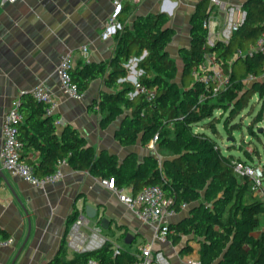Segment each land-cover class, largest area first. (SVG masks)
<instances>
[{
    "label": "trees",
    "instance_id": "1",
    "mask_svg": "<svg viewBox=\"0 0 264 264\" xmlns=\"http://www.w3.org/2000/svg\"><path fill=\"white\" fill-rule=\"evenodd\" d=\"M205 2L200 0L192 14L190 44L179 52L180 69L166 50L174 32L169 18L160 13L138 16L129 29L124 23L125 7L117 12L120 27L114 34L112 56L71 69L72 80L81 93L96 78H102L110 90L101 91L93 103L101 113V126L125 115L115 131V140L122 146L137 142L145 145L157 134L154 147L161 159L150 155L139 162L135 153H129L120 161L117 154L107 150L97 153L71 126L59 135L54 115H46L44 105L28 93L19 98L24 119L16 126L23 148L38 151L39 159L26 160L21 152V160L43 176L65 159L73 169L99 178L113 177L118 189L131 187L133 193L158 184L177 210L183 202L190 204L184 217L169 224L168 240L173 245H179L183 237L196 241L200 264H264V199L253 194V182L247 176L235 173V161L242 159L225 153L214 138L218 132L216 111L229 109L225 119L230 124L253 95L264 108V51H253L264 34V0H244V23L227 43L218 40L213 45L207 44L203 27L211 11ZM208 53L228 78L224 89L214 94L199 79L201 73H194ZM132 57L138 59L135 68L140 72L135 83L125 80L126 64ZM136 84L152 90L153 97L147 100ZM260 119L261 111L251 123ZM248 130L253 132L251 124ZM78 213L74 210L68 223ZM190 251L192 247L186 244L180 252ZM134 259L127 248L118 247L116 251L107 240L98 249L70 255L62 245L46 264H88L90 260L133 264Z\"/></svg>",
    "mask_w": 264,
    "mask_h": 264
},
{
    "label": "crops",
    "instance_id": "2",
    "mask_svg": "<svg viewBox=\"0 0 264 264\" xmlns=\"http://www.w3.org/2000/svg\"><path fill=\"white\" fill-rule=\"evenodd\" d=\"M114 1L125 7L124 23L129 29L133 28L138 16L149 13L166 15L169 26L174 30L166 50L182 67L179 52L190 44V21L200 0L0 1V149L1 122L12 100L42 84L56 103L53 115L57 134L71 126L97 153L107 150L117 154L120 161L129 153H135L139 162L150 155L162 158L149 142L122 146L115 140V131L125 115H120L105 127L101 126V113L98 105L93 103L101 91H110L102 78L91 80L80 98L69 96L59 86L56 69L66 53H71L73 67L99 63L112 56L116 31L105 34V30L115 10ZM226 1L243 3L244 0ZM210 18L216 20L218 27L221 25L222 15L215 9ZM137 60L132 57L126 64L128 74L125 80L132 83L140 73L135 68ZM22 155L34 162L39 159V152L32 148H23ZM0 168L5 177L0 178V236L14 239L11 246L0 247V264H46L62 245L69 255L75 252L69 238L72 222L68 223L67 219L74 210L84 213V199L98 208L99 217L107 219L106 228H100L96 219L88 220L89 228L98 226L114 247L127 248L133 253L136 244L151 242L155 249L163 250L171 264H184L183 259H199L198 243L190 245L191 253L185 254L180 252L181 247L186 245V241L188 244L194 241L190 237H183L179 245H173L170 240H158L153 226L141 223L116 194L101 185L99 177L87 171L62 164L60 180L36 187L5 171L1 164ZM124 190L129 192L131 187H124ZM187 212H180L170 222L179 221ZM84 231L90 233L88 229ZM123 232L135 234V242L126 245ZM27 236L24 248L14 260Z\"/></svg>",
    "mask_w": 264,
    "mask_h": 264
},
{
    "label": "built area",
    "instance_id": "3",
    "mask_svg": "<svg viewBox=\"0 0 264 264\" xmlns=\"http://www.w3.org/2000/svg\"><path fill=\"white\" fill-rule=\"evenodd\" d=\"M1 3L14 2L16 0H0ZM115 10L110 15L105 34L116 31L120 27L117 18V12L121 7L118 1H114ZM210 14L215 9L222 15V23L218 27L216 20L209 17L203 22V27L207 32V44L213 45L216 41L221 40L227 43L233 33L238 30L246 18V10L243 3H230L226 0H210ZM85 50V48H84ZM253 51H264V34L258 39L256 47ZM72 57L68 52L63 55L56 69L58 82L61 90L74 98H80L81 92L78 86L73 82L71 69ZM194 73H201L198 77L206 87H211L212 93H216L224 89L228 78L222 71L220 65L214 60L213 55L208 53L205 55L204 62L199 69H194ZM253 77L250 76L249 80ZM136 88L145 94L146 99L150 100L154 92L136 84ZM31 96L44 105V113L52 115L55 108V101L51 92L44 85H37L30 91ZM201 99L203 96L200 97ZM20 99L15 98L11 102V106L2 118L1 122V149L0 164L1 167L18 176L27 183L36 187H44L46 184L56 182L62 178L60 166L66 164V160L62 159L57 162L56 169L43 176H38L34 167L21 160V152L23 144L18 137L16 123L23 121L20 113ZM158 135L155 134L150 140V145L154 147ZM234 171L239 176H247L253 182V194L260 197L263 170L261 166L249 164L245 160H236ZM100 183L108 190L117 195L118 199L126 204L138 220L145 224L151 225L155 230V237L160 241H168L170 219L177 216L182 211H187L190 204L181 203L179 210L173 205L171 198L164 195L163 190L158 184H150L142 187L136 193L132 190L125 191L124 188L118 189L115 185L113 177L100 178ZM84 229H88L90 233H86ZM70 245L76 252L95 250L100 248L106 241V237L101 234L98 226L89 228L88 219L82 212L78 213L71 224L69 232ZM14 243V239L10 236H0V247H8ZM117 251L118 247H114ZM135 256L133 264H171L169 257L161 249H155L151 242L136 244L133 251ZM184 264H200L199 259H183ZM88 264H98L94 260L88 261Z\"/></svg>",
    "mask_w": 264,
    "mask_h": 264
},
{
    "label": "rangeland",
    "instance_id": "4",
    "mask_svg": "<svg viewBox=\"0 0 264 264\" xmlns=\"http://www.w3.org/2000/svg\"><path fill=\"white\" fill-rule=\"evenodd\" d=\"M206 7H210V0H206ZM179 69L181 68L178 66ZM181 72H178V79ZM190 76L185 75V79L189 80ZM262 112V119L251 123L252 118L256 113ZM230 112L229 109H223L215 112L218 119L216 125L217 134L214 135L216 141L219 143L221 149L225 153H232L236 157L245 160L249 164H255L261 166L264 169V108H262V102L257 95H253L246 108H239L237 115L228 124L226 122V116ZM251 124L253 132H249L248 126ZM261 195L264 199V179H262ZM100 228H106L107 222L96 223ZM262 226L264 227V216L262 218ZM258 232H255L257 234ZM138 239V237H137ZM135 242V241H134ZM188 244V241L185 242ZM188 245H197L196 241H192ZM190 252L185 254H190ZM178 264V263H177Z\"/></svg>",
    "mask_w": 264,
    "mask_h": 264
},
{
    "label": "water",
    "instance_id": "5",
    "mask_svg": "<svg viewBox=\"0 0 264 264\" xmlns=\"http://www.w3.org/2000/svg\"><path fill=\"white\" fill-rule=\"evenodd\" d=\"M243 23H244V22H243ZM243 23H242V24H243ZM144 54H145V52L143 53V55H144ZM143 55H142V56H143ZM134 81H135V79H134ZM0 178L5 179L4 174H3L1 168H0ZM10 191L13 193V195H15L14 192H13V190H12L11 188H10ZM82 210H83V212H84L83 215H84L88 220H94V219H96V221L99 220L100 222H102V221L105 220V221L107 222V219H106L105 217H99L100 215H99V213H98V208L95 207V206H93V205H91V204H89V203H86V202H85V199L82 201ZM27 239H28V236L25 238V240L23 241L21 247H20L19 250L17 251V253H16L15 257H14V260L17 259V257H18L19 254L21 253V251H22V249L24 248V245H25ZM134 239H135V234L128 232V233H126L125 236H124V243H125L126 245H130V244H132V242L134 241Z\"/></svg>",
    "mask_w": 264,
    "mask_h": 264
}]
</instances>
